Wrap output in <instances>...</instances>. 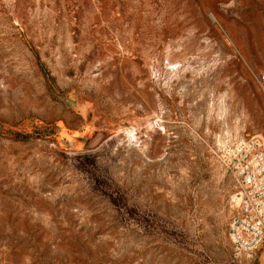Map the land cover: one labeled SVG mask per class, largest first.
<instances>
[{"label": "rangeland", "instance_id": "rangeland-1", "mask_svg": "<svg viewBox=\"0 0 264 264\" xmlns=\"http://www.w3.org/2000/svg\"><path fill=\"white\" fill-rule=\"evenodd\" d=\"M263 74L264 0H0V264H264L229 237Z\"/></svg>", "mask_w": 264, "mask_h": 264}, {"label": "built area", "instance_id": "built-area-1", "mask_svg": "<svg viewBox=\"0 0 264 264\" xmlns=\"http://www.w3.org/2000/svg\"><path fill=\"white\" fill-rule=\"evenodd\" d=\"M264 86V74L260 76ZM229 165L239 189L237 215L230 222L229 237L237 260L264 253V140L241 142Z\"/></svg>", "mask_w": 264, "mask_h": 264}]
</instances>
